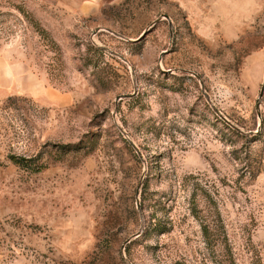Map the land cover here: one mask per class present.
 I'll return each instance as SVG.
<instances>
[{
  "label": "rangeland",
  "instance_id": "rangeland-1",
  "mask_svg": "<svg viewBox=\"0 0 264 264\" xmlns=\"http://www.w3.org/2000/svg\"><path fill=\"white\" fill-rule=\"evenodd\" d=\"M81 5L0 0V264H264V0Z\"/></svg>",
  "mask_w": 264,
  "mask_h": 264
},
{
  "label": "crops",
  "instance_id": "crops-1",
  "mask_svg": "<svg viewBox=\"0 0 264 264\" xmlns=\"http://www.w3.org/2000/svg\"><path fill=\"white\" fill-rule=\"evenodd\" d=\"M103 0H82L81 14L86 17L96 15ZM35 79L26 65L18 61H10L4 56H0V92H8L13 89L30 93L29 87L24 89L25 82Z\"/></svg>",
  "mask_w": 264,
  "mask_h": 264
},
{
  "label": "trees",
  "instance_id": "trees-1",
  "mask_svg": "<svg viewBox=\"0 0 264 264\" xmlns=\"http://www.w3.org/2000/svg\"><path fill=\"white\" fill-rule=\"evenodd\" d=\"M9 159L11 163H13L14 165L20 168L37 169V170L41 169V168H37V166H32L34 163H36L34 159H26V158H21L18 156H11Z\"/></svg>",
  "mask_w": 264,
  "mask_h": 264
},
{
  "label": "water",
  "instance_id": "water-1",
  "mask_svg": "<svg viewBox=\"0 0 264 264\" xmlns=\"http://www.w3.org/2000/svg\"><path fill=\"white\" fill-rule=\"evenodd\" d=\"M156 23H158V22H156ZM156 23H155V24H156ZM155 24H154V25H155ZM148 32H149V31L145 32V33L143 34V36H145ZM126 97H131V96H126ZM137 236H138V235H136L135 237H137Z\"/></svg>",
  "mask_w": 264,
  "mask_h": 264
}]
</instances>
